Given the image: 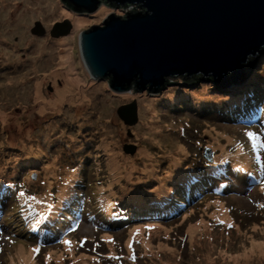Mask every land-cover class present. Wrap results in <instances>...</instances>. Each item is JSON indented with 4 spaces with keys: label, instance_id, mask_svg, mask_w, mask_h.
<instances>
[{
    "label": "rangeland",
    "instance_id": "obj_1",
    "mask_svg": "<svg viewBox=\"0 0 264 264\" xmlns=\"http://www.w3.org/2000/svg\"><path fill=\"white\" fill-rule=\"evenodd\" d=\"M23 2L0 0V178L27 180L28 174L22 176L23 166L33 169L43 166L37 171V179L31 181L35 188L26 183L41 194L46 192L43 183L47 180L75 184L89 175L90 183L85 187L93 195L97 196L102 189L103 197L111 198L107 186H110L109 191L116 186L115 192H119L115 201L118 203L114 202L115 212L107 216L104 213L103 221L125 222L120 212L140 209V197L147 193L150 185L154 187L152 183L157 184V189L170 185L158 177L175 178L179 166L190 155L201 159L203 151L209 156L208 149L226 150L245 157L253 167L264 166V149L253 151L246 135L252 132L264 142L262 128L227 126L217 118L209 120L218 124L206 123L196 119V111L189 114L203 106H221L219 104L228 101L230 96L194 91L185 100L173 94V100L168 98L153 109H138L135 126L129 128L122 123L116 115L120 106L111 104L88 78L78 39L82 32L101 26L111 16L124 18V10L110 8L80 24H73L72 12L61 7L57 0L40 5H32L30 0L28 9L41 11L39 16H31L32 19L23 9ZM21 17L23 25L29 20L24 30L17 28ZM66 21L71 25L68 34L51 37L53 26ZM36 24L43 29V35L32 33ZM20 74H24V78H19ZM261 78L264 79V73L249 83L256 85ZM7 85L18 89L19 94H23L20 90L23 86L27 87L24 98L3 92ZM235 94H240V89ZM184 102L194 108L168 112ZM263 105L264 102L260 107ZM127 129L130 136L126 134ZM126 145L135 147L133 155L124 152ZM116 154L130 167L122 166L118 171L111 168V159ZM91 165H95L94 170H90ZM158 166L162 174L158 170V176H150ZM256 169V175L262 173L259 190L249 183L242 185L250 190L245 196L235 188L227 190L222 197L227 204L217 196L207 195L166 226L141 224L136 219L126 229L110 231L114 236L110 237L102 231L104 227L91 222L89 217L72 224L70 220L76 213L72 210L59 229V234L62 229L69 233L61 240H70L71 250L62 242L40 248L7 237H12V233L4 229V234H0V264H237L235 258L245 254L252 245L255 244L254 249L264 250V187L261 186L264 171L261 167ZM101 172H105L102 181L99 180ZM71 174H75L72 179ZM138 186L141 189H135ZM128 192L130 196L124 199ZM107 201L112 203L110 199ZM217 205H222L223 209L215 210ZM89 207L91 215H95L94 202ZM224 210L228 214L230 211L234 224H226L231 221ZM37 247L39 253H33L32 249ZM258 257L264 258V254L251 253L242 264H264V259Z\"/></svg>",
    "mask_w": 264,
    "mask_h": 264
},
{
    "label": "water",
    "instance_id": "obj_2",
    "mask_svg": "<svg viewBox=\"0 0 264 264\" xmlns=\"http://www.w3.org/2000/svg\"><path fill=\"white\" fill-rule=\"evenodd\" d=\"M57 1L72 12L73 24L110 8L124 10V18L111 16L82 32L78 47L87 75L120 106L116 115L129 128L138 109H153L173 94L229 96L264 70V0ZM70 28L57 23L50 36ZM32 33L44 31L36 24ZM135 150L124 148L130 155Z\"/></svg>",
    "mask_w": 264,
    "mask_h": 264
},
{
    "label": "trees",
    "instance_id": "obj_3",
    "mask_svg": "<svg viewBox=\"0 0 264 264\" xmlns=\"http://www.w3.org/2000/svg\"><path fill=\"white\" fill-rule=\"evenodd\" d=\"M263 73L264 70L261 75H263ZM255 83L258 85V89L254 88L256 85L253 86L250 83L249 85L246 84V87H244L245 89L243 88L240 90V94H230V97H228L230 99L219 104L221 106H203L199 110L194 109L193 112H197L196 119L206 123L213 122L218 124L216 121L209 120L211 118H217L227 126H231L229 124H238L239 122L249 123V121L258 120L257 106L264 95V79L261 78L259 82ZM111 95L115 96L113 93H111ZM121 97L122 96H120V98ZM184 105L189 106L185 108L188 110L194 108L188 102H184V104L178 106L183 108ZM211 113H216L218 116H211ZM187 159V161L185 160L186 162H183L182 165L179 166L180 173L174 178L176 181L179 180L178 187L171 185L173 190L171 192H166V186H164V188L155 189L150 185V188H146L147 193L140 197L142 207L138 209V215L135 214L133 217L134 219H129L126 224L132 225L136 222V219L144 222L146 220L145 217L149 218L147 220H150L149 222L151 223L155 221L153 219L163 221L168 218H176L182 213L179 211L182 206L186 205L187 209L191 208L198 200L202 199L207 194L221 196L225 194L227 190H232L233 186L238 184L241 188L238 193H241L244 189V187H242L244 183H249L252 186H257L258 184L254 176L255 170L253 166L249 164L248 159L245 157H237L229 151L218 152L213 156V161L210 164L203 161L202 157L200 159L198 156L190 155ZM40 167L41 166L38 165L33 169L32 167L26 168V166H23L21 168V171H23L22 176L28 174L27 176H29V178L27 180L22 181L21 179L10 177L0 178V199L1 196H8V188L18 189V195L13 200L0 204V215L5 214L4 224L13 227L16 232L15 235L18 236L20 234L18 238L24 241L29 240L28 242L37 241L43 246H54L57 242H60L62 238L66 237L67 233L64 232V229L60 230L59 234V229L62 227L60 224H64L62 223L64 222L62 221L64 217L68 215L71 216L72 210H76V213L70 220L72 224L84 219V217H89L93 222L107 227V224L103 223L105 217L101 212H108L109 209H111V203H108L103 197L104 192L102 189H99L100 192L97 196L87 191L85 185L90 183L89 175H86V179H81L75 184L71 183L73 181H66L65 183L60 182L57 187L53 184V180H47L43 183L46 192L40 194L38 190L30 189L26 184L29 183L30 187L35 188L34 183L31 182V175H37L39 173L37 171L44 168L43 166ZM94 168L95 165H91L90 170H94ZM213 168H220L219 173H212L211 170ZM226 169H229L230 172H225ZM32 171H34V173H31ZM91 173L92 171H90V174ZM104 173L105 172H101L100 181L104 179ZM249 173L251 175H249ZM48 184L53 185L48 188ZM152 184L155 186V183ZM226 187L227 189H225ZM176 188H178V191ZM193 188L195 192L192 191ZM34 190L36 192L35 194L33 193ZM21 191L25 193L23 197L19 195ZM163 193L166 194V196ZM69 194H71L72 197L67 208L65 210H58L57 204L61 196L65 199ZM150 195L153 196L152 199L147 198L149 201H142L144 196L148 197ZM29 197H35V199H29ZM159 199H162L166 207L176 212V214L172 217L167 216L169 213H167L164 205ZM91 202H94L95 209H97L95 215H91L90 213L89 204ZM48 203L53 204L52 210L46 208ZM143 209L144 211L140 214ZM55 210L58 211H56V214ZM105 214L108 215V213ZM111 227H118V225Z\"/></svg>",
    "mask_w": 264,
    "mask_h": 264
},
{
    "label": "bare ground",
    "instance_id": "obj_4",
    "mask_svg": "<svg viewBox=\"0 0 264 264\" xmlns=\"http://www.w3.org/2000/svg\"><path fill=\"white\" fill-rule=\"evenodd\" d=\"M8 1H13V0H8ZM30 0H24V2H23V4H24V6H23V9H25V11L26 12H29V16H30V18H31V16L32 17H35V16H39L40 15V13H41V11H36V10H33V9H31V10H29L28 9V5L30 4V2H29ZM33 2H31V4L32 5H40V4H42V2H46V3H49L51 0H32ZM37 3V4H36ZM32 19V18H31ZM19 26L17 25V28L19 27V28H22L23 30H24V25L29 21V20H25V24L23 25V22H24V18L23 17H21L19 20ZM82 21H80L79 23H77V24H80ZM18 23V22H17ZM23 76V78H24V74H20L18 77L19 78H21ZM88 78H89V76H88ZM78 82V81H77ZM24 87V88H23ZM20 90H23V94L21 93V94H19V90L18 89H16V88H13V87H10L9 85H7V87H5L4 88V90H3V92H5L6 94H9V95H19L21 98L20 99H23L24 98V93L27 91V87H25V86H23ZM251 87V86H250ZM16 89V90H15ZM24 89H26L25 91H24ZM7 91V92H6ZM222 97H224L223 95H222ZM170 99L171 100H173V97L171 98L170 97ZM192 99H195V97L194 96H192ZM189 106H187V105H184L183 106V108H188ZM182 107H180V106H176V107H174L173 106V109H171V110H169L168 112H172V111H177V112H181V110L183 109ZM191 109H193V108H190V110ZM81 111H83V110H81ZM192 110L189 112V114H191V115H193L192 114ZM211 116H218V114H216V113H211L210 114ZM208 149V148H207ZM24 152H28V151H26V150H23ZM121 160H124V158L123 157H121V156H119L118 154H116L112 159H111V162H112V164H111V168L113 167V168H115V171H118L120 168H122V166H124V168L125 169H127V168H129L130 166L126 163V161H124V164L122 163V161ZM123 164V165H122ZM219 167V166H218ZM158 170L160 171V170H162V169H160V166H158L157 168H155L149 175L151 176H158V174L161 172H158ZM219 171H220V168H213L212 170H211V172L212 173H216V174H218L219 173ZM225 172H230V170L229 169H226L225 170ZM178 173H180V170H178ZM154 174V175H153ZM161 174H162V172H161ZM75 175V174H74ZM74 175H70L69 176V178L70 179H72V178H74L73 176ZM158 178H160V179H165V181L166 182H168L170 185H165L166 186V192H171L172 190H173V188H171V185H173L174 187H178V185H179V180L178 181H176L174 178H170V177H168V176H166V175H164L163 177H158ZM181 185V184H180ZM109 187L110 186H107V194H110V197H111V209L108 211V212H104V211H102L101 213H102V215H104V213H109V212H111V211H113V212H115V210H116V205L114 204V202L116 201V197L118 196V194H119V192H115V190H116V186L115 187H111L110 188V191H109ZM154 188H156L157 189V184H155V186H154ZM161 187H158V189H160ZM233 188H235V190L236 191H239L241 188H240V186H239V184L238 185H235V186H233ZM135 189H141L139 186L138 187H136ZM225 189H227V187L225 188ZM176 190L178 191V188H176ZM252 190V189H251ZM192 191L194 192L195 191V189L193 188L192 189ZM247 190H243L242 192H246ZM115 192V193H114ZM226 192H228V191H226ZM162 193V192H161ZM123 194V193H122ZM164 194V193H163ZM165 196H166V194H164ZM125 196H127V197H129L130 196V192H128V193H126L125 195H124V199H126L125 198ZM143 196V195H142ZM71 194H69V195H67V197L65 198V199H63V197L61 196V198H60V201H59V203L57 204V209L58 210H65L66 208H67V206H68V203H69V201L71 200ZM152 199L153 198V196H148V197H143L142 198V201L144 202H146V200L147 201H149L148 199ZM108 199H110V198H108ZM160 200V202L164 205V208L166 209L167 207H166V205L162 202V199H159ZM115 203H118V202H115ZM186 206V205H185ZM97 210V209H96ZM57 210H55V214L58 212H56ZM165 211V210H164ZM104 212V213H103ZM172 213H170V214H168V216H171L172 217ZM119 216H122V217H124V220H125V222H110V221H107V222H104L103 221V223H109V224H115V225H123V224H125V223H127L128 222V220H129V218H130V216L128 215V214H126L125 212H120V214H119ZM38 225V224H37ZM38 227H39V225H38ZM105 242H107V239H106V241ZM255 245V244H254ZM254 245H252V247H251V249H249L248 251H246L245 252V254H243V255H241L238 259L237 258H235V262H237V264H242L243 263V261H244V263L250 258V255H251V253H259L260 254V256L262 255V254H264V250L263 249H259V248H255L254 249ZM258 258H260V259H264V258H261V257H258Z\"/></svg>",
    "mask_w": 264,
    "mask_h": 264
},
{
    "label": "snow or ice",
    "instance_id": "obj_5",
    "mask_svg": "<svg viewBox=\"0 0 264 264\" xmlns=\"http://www.w3.org/2000/svg\"><path fill=\"white\" fill-rule=\"evenodd\" d=\"M247 137L251 140L252 142V149L253 151H258L259 149H264V142H261V138L254 135L252 132H247ZM257 159H259V157H257ZM249 175H251L249 173ZM261 186L264 187V181H261ZM19 195L21 197H23L25 195V193L23 191L19 192ZM29 199H35V197H29ZM46 208L48 210H52L53 209V204L52 203H48L46 205ZM150 227V226H149ZM75 230V229H73ZM138 234V231L137 232H134V235H137ZM65 246H67L69 248V250H71V241L70 240H62L61 241ZM83 245V242H81V246ZM131 247V245L129 246ZM40 249L37 247V248H33L32 249V252L33 253H39Z\"/></svg>",
    "mask_w": 264,
    "mask_h": 264
},
{
    "label": "flooded vegetation",
    "instance_id": "obj_6",
    "mask_svg": "<svg viewBox=\"0 0 264 264\" xmlns=\"http://www.w3.org/2000/svg\"><path fill=\"white\" fill-rule=\"evenodd\" d=\"M49 85H50V87H52V85H51V83L49 82ZM60 85H61V83H60ZM50 90H51V88H50Z\"/></svg>",
    "mask_w": 264,
    "mask_h": 264
}]
</instances>
